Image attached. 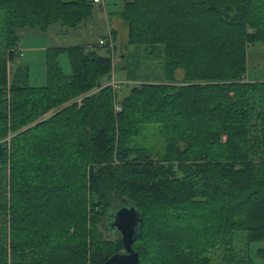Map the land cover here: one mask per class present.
Returning <instances> with one entry per match:
<instances>
[{"label":"trees","instance_id":"trees-1","mask_svg":"<svg viewBox=\"0 0 264 264\" xmlns=\"http://www.w3.org/2000/svg\"><path fill=\"white\" fill-rule=\"evenodd\" d=\"M93 3L0 0V264H103L124 251L110 226L124 205L143 216L139 264H258L236 241H264V80L247 74L264 0H125L128 44L162 57L163 76L127 71L136 82L122 100L113 28L106 54L49 48L44 86L28 83L27 65L9 77L20 28L83 26ZM147 124L160 125L161 156L136 140Z\"/></svg>","mask_w":264,"mask_h":264},{"label":"rangeland","instance_id":"rangeland-1","mask_svg":"<svg viewBox=\"0 0 264 264\" xmlns=\"http://www.w3.org/2000/svg\"><path fill=\"white\" fill-rule=\"evenodd\" d=\"M125 0H104L102 3H93V15L83 26L70 28L60 22L52 24L47 31L42 32L39 28L24 27L19 29V50L22 54L12 59L9 63V77H12L17 67L28 66V83L32 86H44L47 83V52L49 48L66 47L73 45L96 46L100 54H106L107 49L97 46L100 38L109 33L110 28L117 31V47L113 56V71L110 82L117 81V97L122 100L126 97L133 85L128 79L127 71L136 72L140 79L159 80L163 76V59L155 57V54H145L144 46L128 44V27L121 17V10ZM6 12L0 10V53L6 51ZM18 50V51H19ZM123 51L127 54L123 55ZM122 52V56L120 55ZM131 55V57H129ZM130 58V59H129ZM127 69L123 65L127 64ZM59 61L66 74L72 72L70 57L67 52H61ZM183 69L177 71V79L183 77ZM253 79H264V42L251 45L248 49V72ZM114 76V79H113ZM140 144L146 146L155 156L165 153V141L161 134L159 124H147L142 128L141 134L136 138ZM242 237L243 232H239ZM237 233V234H239ZM260 248H264V241H254L250 244L247 240L236 241L238 251L246 250L247 255L258 264H264V256L259 255ZM214 257L219 261V251ZM221 252V251H220Z\"/></svg>","mask_w":264,"mask_h":264},{"label":"water","instance_id":"water-1","mask_svg":"<svg viewBox=\"0 0 264 264\" xmlns=\"http://www.w3.org/2000/svg\"><path fill=\"white\" fill-rule=\"evenodd\" d=\"M142 223V213L135 205L121 206L112 214L110 226L120 233L124 251L113 254L103 264H139V252L133 244Z\"/></svg>","mask_w":264,"mask_h":264},{"label":"built area","instance_id":"built-area-1","mask_svg":"<svg viewBox=\"0 0 264 264\" xmlns=\"http://www.w3.org/2000/svg\"><path fill=\"white\" fill-rule=\"evenodd\" d=\"M93 1L96 3H102L104 0H93ZM115 45H116V40L114 38L112 28H110L109 33L99 39L98 46L107 47L111 49L112 51H114ZM18 53L22 54L21 50H19ZM113 79H114V76H113ZM110 84L114 87L115 90L117 89L118 87L117 81L113 80L112 82H110ZM121 109H122L121 104L119 102H116V110L120 111Z\"/></svg>","mask_w":264,"mask_h":264},{"label":"crops","instance_id":"crops-1","mask_svg":"<svg viewBox=\"0 0 264 264\" xmlns=\"http://www.w3.org/2000/svg\"><path fill=\"white\" fill-rule=\"evenodd\" d=\"M114 29V28H113ZM43 32V31H42ZM20 45V44H19ZM20 50L22 51V49L20 48ZM249 76V75H248ZM248 78H250V79H253V78H251L250 76L248 77ZM260 80H264V79H260Z\"/></svg>","mask_w":264,"mask_h":264}]
</instances>
